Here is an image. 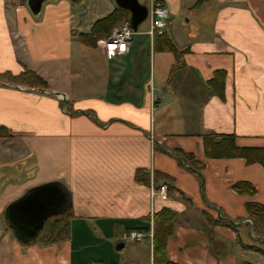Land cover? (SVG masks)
I'll return each instance as SVG.
<instances>
[{
    "label": "crops",
    "instance_id": "crops-1",
    "mask_svg": "<svg viewBox=\"0 0 264 264\" xmlns=\"http://www.w3.org/2000/svg\"><path fill=\"white\" fill-rule=\"evenodd\" d=\"M29 1L0 0V75L29 70L48 85L0 82V128L8 134L0 136V264H85L88 254L153 264V237H125L147 225L154 233L153 216L165 208L179 216L167 243L175 264H251V256H264L248 249L264 248V240L233 223L249 217L247 204L264 205V166L209 157L204 144V136L226 135L237 147L264 149V0H209L198 8V0H139L150 10L167 6L168 26L152 32L149 16V27H139L116 57L98 41L129 22L128 11L108 36L85 43L119 8L115 0H47L37 15ZM167 41L178 54L165 49ZM219 70L227 74L225 101L209 88ZM176 150L204 165L203 185ZM139 169L151 174L150 185L135 180ZM156 172L190 203L167 186L162 199ZM52 182L71 192L73 206L61 215L71 214V237L48 247L39 238L22 244L5 212ZM240 182L255 194L235 191ZM219 219L233 227L215 225ZM128 245L132 255L118 261L113 252Z\"/></svg>",
    "mask_w": 264,
    "mask_h": 264
},
{
    "label": "trees",
    "instance_id": "trees-1",
    "mask_svg": "<svg viewBox=\"0 0 264 264\" xmlns=\"http://www.w3.org/2000/svg\"><path fill=\"white\" fill-rule=\"evenodd\" d=\"M209 0H198L195 5V8L202 6ZM127 12L121 8L115 10L113 14L109 17L98 21L88 36L85 39V43L90 45L97 44L98 37L102 35L108 36L115 26L121 24L124 21H128L125 18L124 13ZM166 50L172 51L178 54L174 45L167 41ZM225 71H216L214 78L209 82V88L214 95H217L222 101H225V79H226ZM0 82L2 83H11L15 85H25L30 88H36L45 90L48 88L47 83L35 72L33 71H25L18 76H14L11 74H3L0 75ZM0 136L7 137L8 134L4 128H0ZM204 144H205V153L209 157H241L245 158L248 164L260 163L264 166V149L260 148H240L236 146L235 137L234 136H226V135H207L204 136ZM174 156H176L180 163L183 165H189V170L195 174L200 179L201 185L204 183V178L202 175V170L204 165L197 162L194 155L184 153L183 151H174ZM154 183L157 189H160V183L162 182V186H167L168 191H175L182 200L190 203V199L180 190L175 188L171 183H169V178L163 174L156 172L153 176ZM135 180L138 183L150 185L151 184V174L144 169H139L135 173ZM233 189L240 194H250L254 195L256 190L255 188L246 182H240L233 186ZM249 217L254 222V234L256 238L260 240H264V205L251 203L246 206ZM5 216L7 217V211L5 212ZM71 214L68 213L65 216L53 218L49 221L42 231L39 242L41 245L48 247L52 245H57L64 241H67L71 237V223H70ZM149 223L151 219L147 220ZM179 221L178 213L165 208L162 211L156 213L153 216L154 222V233H153V264H175L171 262L168 258L167 254V243L169 238L174 234L175 227ZM8 227L10 231L15 235V231L12 225L7 220ZM215 225H226L229 227H233L231 223L226 224L222 219H219L217 222H214ZM248 228L249 225H248ZM150 225L144 226L143 228H139L136 230H140L146 233L150 232ZM33 240L30 241H21L22 244H30ZM249 250H252L257 253H261L264 255V249L259 246H249ZM87 264H114L108 263L105 261H96L94 263ZM249 264V263H248Z\"/></svg>",
    "mask_w": 264,
    "mask_h": 264
},
{
    "label": "water",
    "instance_id": "water-1",
    "mask_svg": "<svg viewBox=\"0 0 264 264\" xmlns=\"http://www.w3.org/2000/svg\"><path fill=\"white\" fill-rule=\"evenodd\" d=\"M47 0H30L33 14L41 12ZM119 8L131 14L130 24L135 32L149 19L150 9L139 0H115ZM73 206L69 189L60 182L48 183L29 190L7 208V219L20 241L37 240L52 217L64 215ZM120 243L119 249H123Z\"/></svg>",
    "mask_w": 264,
    "mask_h": 264
},
{
    "label": "built area",
    "instance_id": "built-area-1",
    "mask_svg": "<svg viewBox=\"0 0 264 264\" xmlns=\"http://www.w3.org/2000/svg\"><path fill=\"white\" fill-rule=\"evenodd\" d=\"M150 20H151V31L163 30L168 26L169 19V9L164 4L158 2L154 3L150 10ZM135 31L131 27L130 22L124 23L119 28H116L111 36L107 39L98 41V46L102 51L109 57H116L124 55L129 50V45L133 40ZM160 197L164 200L168 198V191L166 186H161L158 191ZM221 215V214H220ZM219 215V217H221ZM249 224L250 233L253 238L254 234V222L250 217L243 220L235 221L234 225ZM148 237L152 239L153 233H146L140 230H132L127 234L125 240L128 242L139 243L145 241Z\"/></svg>",
    "mask_w": 264,
    "mask_h": 264
},
{
    "label": "rangeland",
    "instance_id": "rangeland-1",
    "mask_svg": "<svg viewBox=\"0 0 264 264\" xmlns=\"http://www.w3.org/2000/svg\"><path fill=\"white\" fill-rule=\"evenodd\" d=\"M147 26L149 27L150 25V20L148 19L147 21H145L140 27L142 29V26ZM144 28V27H143ZM157 118H160V115L157 114ZM234 223V222H233ZM238 225V224H237ZM245 225H249L248 223H246ZM255 242V241H254ZM253 241H250V243H254ZM259 242V241H258ZM260 243V242H259ZM264 246L263 244H260V246ZM256 246H258V244H256ZM263 248V247H262ZM264 249V248H263ZM114 250V249H113ZM131 248L130 246L128 245L126 250L125 251H114L113 253H115L117 255V259L118 261H120L122 258H125L126 256H130L132 255L133 251H130ZM89 255V256H88ZM87 257L85 258L84 260V263L87 264V263H94L96 261H98V259H101V258H98V256L94 257L92 256L91 254H88ZM257 256V257H256ZM99 261H102V260H99ZM249 262L251 264H264V256H260V255H253L249 258Z\"/></svg>",
    "mask_w": 264,
    "mask_h": 264
}]
</instances>
